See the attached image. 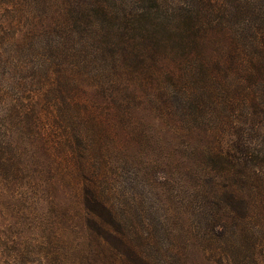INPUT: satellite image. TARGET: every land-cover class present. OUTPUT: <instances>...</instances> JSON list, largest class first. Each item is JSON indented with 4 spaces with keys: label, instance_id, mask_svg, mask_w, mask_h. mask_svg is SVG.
Instances as JSON below:
<instances>
[{
    "label": "trees",
    "instance_id": "trees-1",
    "mask_svg": "<svg viewBox=\"0 0 264 264\" xmlns=\"http://www.w3.org/2000/svg\"><path fill=\"white\" fill-rule=\"evenodd\" d=\"M20 261L264 264V0H0Z\"/></svg>",
    "mask_w": 264,
    "mask_h": 264
},
{
    "label": "rangeland",
    "instance_id": "rangeland-1",
    "mask_svg": "<svg viewBox=\"0 0 264 264\" xmlns=\"http://www.w3.org/2000/svg\"><path fill=\"white\" fill-rule=\"evenodd\" d=\"M176 177L177 176L175 174L174 179H173L174 182L171 183V185H170L173 191H174V189H175V191H179V188H178L179 182L176 180ZM145 190H147V189H145ZM32 192H34V191H32ZM70 192L71 191H47V196H55V198L58 199L59 195H68ZM43 199H45V198H43ZM34 261H36V260H34ZM0 264H2V263H0ZM19 264H26V262L20 261ZM33 264H37V262H34Z\"/></svg>",
    "mask_w": 264,
    "mask_h": 264
}]
</instances>
